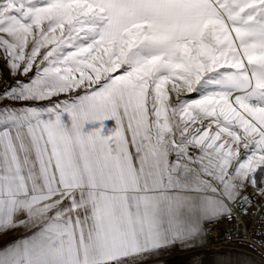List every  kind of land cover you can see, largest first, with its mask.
I'll list each match as a JSON object with an SVG mask.
<instances>
[{"label": "snow or ice", "instance_id": "6c2138e0", "mask_svg": "<svg viewBox=\"0 0 264 264\" xmlns=\"http://www.w3.org/2000/svg\"><path fill=\"white\" fill-rule=\"evenodd\" d=\"M0 78V264L264 232V0H0Z\"/></svg>", "mask_w": 264, "mask_h": 264}, {"label": "built area", "instance_id": "2783aa9c", "mask_svg": "<svg viewBox=\"0 0 264 264\" xmlns=\"http://www.w3.org/2000/svg\"><path fill=\"white\" fill-rule=\"evenodd\" d=\"M261 218H242V222L232 224L221 222L219 224L208 225L206 236V245L199 252H218V251H237L249 255L252 258L264 264V232L261 231ZM237 231L239 234H233L228 237L230 231ZM251 245V246H250ZM186 252V251H184ZM183 252L167 254L153 259L151 264L171 261L178 256H182Z\"/></svg>", "mask_w": 264, "mask_h": 264}, {"label": "crops", "instance_id": "0c3cea01", "mask_svg": "<svg viewBox=\"0 0 264 264\" xmlns=\"http://www.w3.org/2000/svg\"><path fill=\"white\" fill-rule=\"evenodd\" d=\"M22 231L23 230L8 232L3 234V236H10L12 234ZM10 241L12 240H9L4 244L0 245V248H3ZM179 252H184V251L183 250L168 251L163 253L162 255L179 253ZM218 256H226L227 259L230 261V264H245V262H247V264H263L262 262L256 260L255 258H252L247 254L237 251L200 252V256L196 258H194L191 253H188L182 256H178L171 261H163L154 264H195L196 260L201 261L202 264H215V261Z\"/></svg>", "mask_w": 264, "mask_h": 264}, {"label": "rangeland", "instance_id": "374dc122", "mask_svg": "<svg viewBox=\"0 0 264 264\" xmlns=\"http://www.w3.org/2000/svg\"><path fill=\"white\" fill-rule=\"evenodd\" d=\"M10 81L6 78H0V90H2L6 84H8ZM22 232H17L15 234H12L10 236H3V234H0V245L4 244L5 242L9 240H13L21 235ZM3 236V237H2Z\"/></svg>", "mask_w": 264, "mask_h": 264}, {"label": "bare ground", "instance_id": "6f19581e", "mask_svg": "<svg viewBox=\"0 0 264 264\" xmlns=\"http://www.w3.org/2000/svg\"><path fill=\"white\" fill-rule=\"evenodd\" d=\"M188 253H189V252L186 251V252H183L182 254L185 255V254H188Z\"/></svg>", "mask_w": 264, "mask_h": 264}]
</instances>
